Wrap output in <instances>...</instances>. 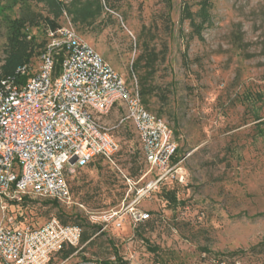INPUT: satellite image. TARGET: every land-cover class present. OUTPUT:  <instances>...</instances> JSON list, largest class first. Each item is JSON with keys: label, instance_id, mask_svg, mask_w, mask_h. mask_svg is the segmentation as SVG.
Returning <instances> with one entry per match:
<instances>
[{"label": "rangeland", "instance_id": "1", "mask_svg": "<svg viewBox=\"0 0 264 264\" xmlns=\"http://www.w3.org/2000/svg\"><path fill=\"white\" fill-rule=\"evenodd\" d=\"M16 1L0 0V65L17 46L30 53L35 73L48 44L44 18L52 13L41 2ZM102 2L105 11L90 25L75 24L66 12L59 21L129 86L148 89V107L174 130L184 180L168 178L152 189L136 205L150 217L135 222L128 208L153 175H145L130 122L135 132H115L121 154L114 163L77 174L75 200L86 209L35 199L11 215L38 227L59 220L61 210L86 216L124 208L119 226L90 232L73 254L59 252L49 264H264V252L251 251L264 240V0ZM19 18L31 19L15 45L10 22ZM114 109L101 115L109 127L123 117ZM128 178L134 184L125 188Z\"/></svg>", "mask_w": 264, "mask_h": 264}, {"label": "built area", "instance_id": "2", "mask_svg": "<svg viewBox=\"0 0 264 264\" xmlns=\"http://www.w3.org/2000/svg\"><path fill=\"white\" fill-rule=\"evenodd\" d=\"M39 69L26 83L0 85V258L5 264H49L65 245L79 247L83 228L54 219L22 226L11 208L25 200L74 203L68 175L102 155L115 162L120 144L101 118L118 107V124H133L153 180L137 189L129 211L135 222L150 217L136 205L168 178L184 180L178 143L168 122L142 103L138 86L123 75L73 27L48 29ZM57 55L62 56L59 70ZM29 65L19 69L21 75ZM74 160V161H73ZM73 161V162H72ZM130 187L134 184L127 179ZM79 207L86 209L82 204ZM124 208L87 211L90 224L104 231L118 223Z\"/></svg>", "mask_w": 264, "mask_h": 264}, {"label": "trees", "instance_id": "3", "mask_svg": "<svg viewBox=\"0 0 264 264\" xmlns=\"http://www.w3.org/2000/svg\"><path fill=\"white\" fill-rule=\"evenodd\" d=\"M21 0H17L16 2H19ZM23 2H28L31 0H22ZM37 2L44 3L47 8L49 9L50 13H52L51 16H47L44 18L45 20V25H46V31L48 29H57L61 27V23L59 21L60 17L63 15L64 12L67 13V15H70L72 18V21L77 24H83V25H90L96 21V19L102 15V13L105 11L104 4L102 0H70L69 3H64L63 0H35ZM105 3L107 0H104ZM15 2V3H16ZM107 6V5H106ZM204 9V8H203ZM205 18L208 19V13L205 10H202ZM31 19V18H30ZM29 18H19V19H14L11 20L10 22V33H11V40L14 42L15 45H21L23 43L22 40H20V37L23 35L21 32V28L23 27V24L27 21H30ZM29 57L30 53H26V51H22L19 47H14L11 48V50L7 51L6 56L3 60V63L0 65V85H2L3 81L6 80H15L16 83H26L31 77L34 76L33 73L29 71L26 74L21 75L19 73V69H21L23 66L29 65ZM57 61L55 65L56 71L59 70L60 67V62L62 60L61 55L56 56ZM139 89V88H138ZM148 89L145 88V86H141V89H139L142 103L145 106L147 110L150 112L151 109L148 107V100L146 98ZM115 110V109H114ZM154 113V112H152ZM155 114V113H154ZM157 115V114H156ZM158 116V115H157ZM160 117V116H158ZM162 118V117H160ZM163 119V118H162ZM165 120V119H164ZM115 127L112 129L114 135L116 136L117 140L119 141L117 135L115 132L121 128L122 126H128L129 128L133 129V126L130 124L129 121H125L124 123L121 124H116L114 125ZM134 131V129H133ZM174 131V130H173ZM135 132V131H134ZM137 134V133H135ZM175 140L176 136L174 134ZM139 141V139H138ZM139 146H140V154H141V159L142 163L145 166L147 165L145 155L143 153L140 141H139ZM121 154V148L119 149L116 157ZM112 164L111 161H109L106 157L102 155H98L94 157L90 162H88L86 165L79 167L74 174L68 175V184L70 188V192L72 195V199L74 203L77 205L82 204L84 205L83 202L76 201L75 196L79 190L78 186L76 185V179L78 177V173L82 170L86 169H99L103 168L105 165ZM144 171L143 169H140V173L137 174L136 176H139L140 174H143ZM142 176V175H141ZM129 184L125 183V188H127ZM121 199L124 198V192L122 193ZM35 200V199H33ZM33 200H25L22 204L25 205L27 203L32 202ZM54 205H59L60 202L57 200H51ZM20 204V205H22ZM19 206V205H18ZM85 206V205H84ZM59 220L65 224V225H78L83 228V235H82V240L81 243H84L85 241L89 240L91 237V233H95L98 231V227L92 225L89 223L88 219L84 214L82 213H66L63 210H61L59 214ZM91 230V231H90ZM91 232V233H90ZM78 247H73L71 245H65L63 249L60 251L59 254L62 255V257L65 259L71 254H73ZM251 251L256 252V253H263L264 252V240L259 242L256 246L251 248ZM108 263V262H106Z\"/></svg>", "mask_w": 264, "mask_h": 264}, {"label": "water", "instance_id": "4", "mask_svg": "<svg viewBox=\"0 0 264 264\" xmlns=\"http://www.w3.org/2000/svg\"><path fill=\"white\" fill-rule=\"evenodd\" d=\"M73 161H74V160H73ZM73 161H72V162H73Z\"/></svg>", "mask_w": 264, "mask_h": 264}]
</instances>
